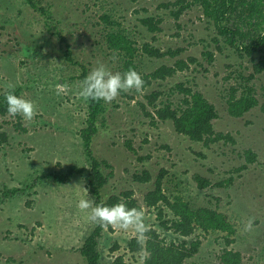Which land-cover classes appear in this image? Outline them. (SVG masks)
<instances>
[{
    "label": "rangeland",
    "instance_id": "obj_1",
    "mask_svg": "<svg viewBox=\"0 0 264 264\" xmlns=\"http://www.w3.org/2000/svg\"><path fill=\"white\" fill-rule=\"evenodd\" d=\"M34 1L38 8L27 0H0V95L15 85L21 96L35 102L38 111L32 121L8 114L0 117V132L8 134V142L0 149V264H87L79 250L97 223L77 208L80 199L95 200L86 176L74 175L67 184L45 177L65 174L72 165L90 166L79 136L86 125L88 102L77 96L75 87L82 68L67 61L66 43L88 72L101 63L113 72H123L124 56L108 47L111 31H121L135 41L139 49L136 63L143 75L173 65L179 58L196 57L199 63L175 77L153 81L141 92H121L106 104L104 123L93 143L94 154L112 165L104 169L106 174L113 171L104 199L133 191L144 207L146 223L168 242L181 241L183 237L159 225L157 211L144 203L165 169L168 196H181L195 208L206 206L225 214L236 229L229 248L242 253L241 264H264V74L252 82L259 106L240 118L227 111L229 89L237 85L238 73H251L261 53L253 58L241 56L224 41L218 50L214 42L218 31L199 5L176 20L170 8L162 5L177 0ZM104 15L117 24H106ZM145 17L162 18V31L150 32L142 22ZM146 43L163 51L185 50L176 58H152L142 50ZM207 51L214 53L211 64L204 56ZM178 83L204 93L219 113L215 130L231 134L235 143L221 141L206 147L178 133L172 120L156 119L153 124L140 103L154 113L146 95L161 91L158 106L171 103L180 108L183 95L176 89ZM58 84L71 87L58 94ZM247 149L257 154L258 161L236 172L246 163L243 153ZM144 171L151 173L152 180L136 182L134 175ZM195 174L209 179L211 185L199 188ZM82 178L88 192L75 188ZM230 178V185L219 186ZM12 189L19 192L5 198V191ZM250 217L255 218L253 230L245 232L244 223ZM133 237L131 231L105 228L100 239L101 264H113L118 255H124L128 264H138L137 253L128 250ZM197 238L202 241L200 250L186 264H222L225 233L198 230L188 240ZM116 244L119 249L112 251Z\"/></svg>",
    "mask_w": 264,
    "mask_h": 264
},
{
    "label": "trees",
    "instance_id": "obj_2",
    "mask_svg": "<svg viewBox=\"0 0 264 264\" xmlns=\"http://www.w3.org/2000/svg\"><path fill=\"white\" fill-rule=\"evenodd\" d=\"M33 7L38 8V4L34 0H27ZM199 5L202 8L204 17L212 23L218 35L214 37L218 50H222L220 42L236 48L241 56L252 57L256 53H261L259 60L253 63V70L246 75L240 72L237 75L238 83L229 89L227 99L228 114L235 118L243 117L246 113L256 108L260 104V100L256 94V89L252 84L253 80L259 74H264V0H177L172 3L163 4L165 8H170L171 15L178 20L182 14L193 7ZM43 11H45L43 9ZM102 20L108 25L117 24L112 21L109 15H104ZM142 22L147 26L150 32L156 33L162 31L160 24L162 18L145 17ZM1 35V30H0ZM108 47L124 56L123 72L129 68H134L138 73V65L136 58L139 49L135 45V41L129 38L121 31H111L107 34ZM143 52L152 58L178 57L185 49L171 48L163 51L158 47L146 43L142 47ZM65 56L67 61L73 65L82 68L79 76L80 80L89 73L86 65L80 63L73 55L70 44L66 43ZM205 58L211 64L214 61V53L207 51L204 53ZM199 63L196 57L188 59H176L173 65H162L148 74H141L145 80L144 88L149 87L153 81L166 80L175 77L179 72H183L190 68L191 64ZM176 89L183 95L180 108H174L171 103L158 106L157 101L162 95L161 91H153L146 95L149 106L153 107L154 113L149 111L144 103H140L144 114L153 119L161 121L172 120L175 130L189 137L194 142H203L206 147L217 142H232L235 139L229 133L217 132L214 128V121L219 118L216 106L198 89L186 86L184 83H178ZM11 91H5L0 95V117L7 115L6 94ZM240 92V94H238ZM15 94L20 95V90L15 89ZM125 95L124 92H122ZM133 98V96H131ZM264 111V103L261 105ZM107 112V106L103 101L88 102L86 125L80 130L79 136L84 146V152L89 160L90 166L72 165L65 174L49 175L45 178H53L57 182L67 184L74 175H85L89 193L95 198L96 203L103 202L106 205H113L121 199L128 203L129 207L143 208V205L134 197L131 190L123 191L121 194H113L104 199V189L106 188L113 171L108 174L104 169L112 168V165L104 159L98 158L94 154L93 143L100 132L101 124L104 123V116ZM20 118V117H19ZM17 128H21V124L17 123ZM23 130H26L23 128ZM8 142V134L0 132V149ZM128 146L134 151L130 142ZM243 156L246 163L236 172L248 169L249 164L258 161L257 154L247 149ZM167 174L162 169L156 179L155 188L146 193L144 198L145 205L150 209H155L158 213L157 218L159 225L165 230L172 232L179 237H183L181 241H170L163 238L161 233L151 228L148 233L150 239L146 243V248L150 252V256L146 260V264H186V260L195 256L202 245L201 239L189 241L198 230L204 234L212 232L225 233L226 248L221 255L222 264H241L243 255L240 251H235L229 247L234 244L233 236L236 233L234 224L228 217L210 207H193L188 201L181 196L170 197L164 189V179ZM194 179L198 183L199 188H207L211 185V181L200 174H195ZM134 180L139 183H148L152 180L149 171L141 174H135ZM233 182V178L220 182L219 186H228ZM19 192V189L7 190L4 197L8 198ZM172 217L169 218V215ZM105 228L96 224L94 230L89 234L82 247L80 254L84 257L87 264H101L100 239ZM108 229L112 230L111 227ZM119 249L116 244L112 251ZM128 250L132 253H138L139 245L135 237L128 242ZM124 255L115 257L113 264H125ZM128 264V263H127Z\"/></svg>",
    "mask_w": 264,
    "mask_h": 264
},
{
    "label": "clouds",
    "instance_id": "obj_3",
    "mask_svg": "<svg viewBox=\"0 0 264 264\" xmlns=\"http://www.w3.org/2000/svg\"><path fill=\"white\" fill-rule=\"evenodd\" d=\"M113 61L117 56L113 54ZM145 86L142 75L134 68H129L125 72H113L107 65L101 63L91 69L83 80L78 81L75 87L78 89L77 96L85 102H100L111 104L121 92L135 90L141 92ZM11 91L6 94L7 114L12 117L20 116L26 121H32L37 115V105L34 101L25 99L23 96L15 94V85L8 86ZM58 94L70 89L68 84H58ZM83 178L75 188L83 187ZM85 192H88L83 187ZM77 208L81 212L88 213V220L97 223L102 228L111 227L114 230L131 231L139 245L138 264H146L150 252L146 248V243L150 239L148 233L151 225L146 223V212L143 208L129 207L128 203L121 199L119 202L109 206L103 202L96 203L93 199H80ZM255 218L250 217L244 223V231L253 230ZM127 264V261L125 262Z\"/></svg>",
    "mask_w": 264,
    "mask_h": 264
}]
</instances>
